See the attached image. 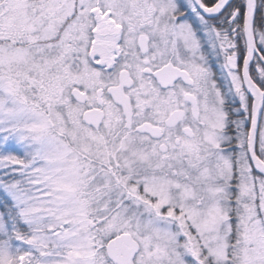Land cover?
<instances>
[{
	"label": "snow or ice",
	"instance_id": "obj_1",
	"mask_svg": "<svg viewBox=\"0 0 264 264\" xmlns=\"http://www.w3.org/2000/svg\"><path fill=\"white\" fill-rule=\"evenodd\" d=\"M0 264H264V0H0Z\"/></svg>",
	"mask_w": 264,
	"mask_h": 264
}]
</instances>
